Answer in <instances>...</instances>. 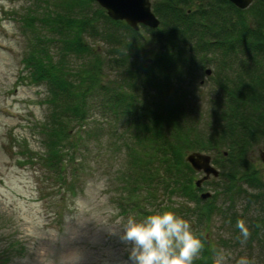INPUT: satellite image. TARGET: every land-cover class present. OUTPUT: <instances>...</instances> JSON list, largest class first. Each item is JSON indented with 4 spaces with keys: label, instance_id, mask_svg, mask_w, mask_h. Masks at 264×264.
Wrapping results in <instances>:
<instances>
[{
    "label": "trees",
    "instance_id": "trees-1",
    "mask_svg": "<svg viewBox=\"0 0 264 264\" xmlns=\"http://www.w3.org/2000/svg\"><path fill=\"white\" fill-rule=\"evenodd\" d=\"M53 1L38 20L46 34L50 28L61 37L60 58L26 51L22 59L24 80L46 88L48 120L37 128L43 150H21L19 162L37 163L66 194L74 195L78 154L85 138L98 129V123L88 128L89 113L97 107L112 136L113 121L123 122L131 135L123 143L127 172L117 179L116 204L122 213L126 207L142 218L164 211L188 213L196 224L208 227L220 211L218 196L230 203L241 195L249 201L264 198V181L250 158L253 150L264 148V0H253L245 10L228 0H151L160 24L156 29L141 26L137 32L110 19L93 0ZM21 22L36 33L32 16ZM86 38L102 42L103 49L94 50ZM68 55L76 63L66 60ZM209 55H220V60ZM197 58L203 63L216 60L225 82L211 101L208 118H197L199 110L176 86L199 63ZM106 69L116 75L107 76ZM194 151L214 154L220 171L215 178L220 183L214 185L220 188L206 200L200 198L204 188L195 186L197 173L185 161ZM243 186L258 192L247 194ZM160 193L179 195L192 208L161 203L149 209ZM195 235L204 247L194 264H212L206 239L200 232Z\"/></svg>",
    "mask_w": 264,
    "mask_h": 264
},
{
    "label": "rangeland",
    "instance_id": "rangeland-1",
    "mask_svg": "<svg viewBox=\"0 0 264 264\" xmlns=\"http://www.w3.org/2000/svg\"><path fill=\"white\" fill-rule=\"evenodd\" d=\"M53 5V0H0V255L6 257L0 264H131L129 246L121 239L120 226L129 217L137 221L144 218L128 207L122 213L116 204L120 195L119 173L127 172L123 145L130 142L131 136L123 130V122L113 121L116 135L112 136L109 121L100 116V109L91 110L88 128L99 125L92 130L94 135L85 138L78 154L74 195L66 194L37 163L18 161L21 150H43L37 128L38 123L48 120L46 88L24 80L22 59L26 51L42 57L48 52L53 60L60 58L57 42L61 37L50 28L46 34L38 20L42 11ZM29 16L37 22H34L36 33L24 28L21 22ZM52 38L56 40L47 42ZM86 41L94 50L101 51L104 47L98 40L86 38ZM66 60L77 61L73 55ZM197 60L196 67L182 74L176 86L199 110L197 118L200 114L208 118L211 101L221 94L220 87L225 82L219 77L216 60L206 59L204 63ZM229 73L230 80L234 79V72ZM105 74L111 78L116 75L112 69H106ZM153 95L155 98L157 93ZM205 123L203 120L200 127ZM74 131L83 135L76 127ZM118 135L124 139L120 140ZM206 154L213 160L214 154ZM259 154L258 149L253 150L250 158L264 181ZM202 174H196L195 180ZM207 182L202 193L215 194L220 188L214 186L220 183L219 179L212 177ZM243 189L250 195L258 192L246 186ZM185 201L179 195L160 193L149 209L154 210L161 203L166 208L177 209L185 204L192 208ZM216 206L220 211L213 215L208 227L196 224L188 213L176 215L188 220L193 233L200 232L206 239L212 264H238L241 258L248 264H264V198L249 201L241 195L230 203L218 196ZM241 224L247 237L239 227Z\"/></svg>",
    "mask_w": 264,
    "mask_h": 264
},
{
    "label": "clouds",
    "instance_id": "clouds-1",
    "mask_svg": "<svg viewBox=\"0 0 264 264\" xmlns=\"http://www.w3.org/2000/svg\"><path fill=\"white\" fill-rule=\"evenodd\" d=\"M120 227L131 264H193L204 247L190 222L172 211L149 215L142 221L129 217ZM239 227L247 237L243 225ZM238 264L248 261L241 258Z\"/></svg>",
    "mask_w": 264,
    "mask_h": 264
},
{
    "label": "water",
    "instance_id": "water-1",
    "mask_svg": "<svg viewBox=\"0 0 264 264\" xmlns=\"http://www.w3.org/2000/svg\"><path fill=\"white\" fill-rule=\"evenodd\" d=\"M107 13V16L113 21H123L134 31H139L140 26L149 29L158 28L160 21L154 15L151 9V0H93ZM237 9H247L253 0H228ZM210 71H206L209 74ZM260 161L264 165V151L260 152ZM185 161L197 173L202 172L203 177L195 181V186L200 188L202 183L210 177L217 178L219 171L211 164V156L190 152L186 155ZM210 193H201L200 198L206 200Z\"/></svg>",
    "mask_w": 264,
    "mask_h": 264
}]
</instances>
